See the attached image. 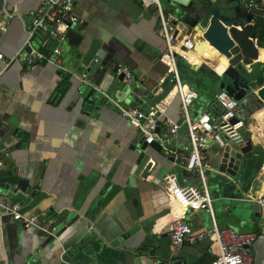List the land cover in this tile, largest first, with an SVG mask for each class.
I'll list each match as a JSON object with an SVG mask.
<instances>
[{"label": "crops", "instance_id": "1", "mask_svg": "<svg viewBox=\"0 0 264 264\" xmlns=\"http://www.w3.org/2000/svg\"><path fill=\"white\" fill-rule=\"evenodd\" d=\"M213 1L191 0L182 6L163 0L160 5L174 17L171 32L194 43L191 66L179 61L182 80L198 93L189 108L191 116L215 105L221 80L236 90L237 117L245 124L252 150L235 180H221L217 166L222 149L215 144L205 148L207 188L217 225L255 231L252 259L264 264V229L255 201L264 190V100L256 93L264 84V7ZM39 2L0 0V21L4 13L12 16L6 30H0L5 59L20 48L46 51L54 44L45 33L34 34L26 44V28ZM73 11L80 22L67 30L60 44L61 68L44 62L5 64L0 59V149L10 153L4 173L27 182L24 191L17 183L4 184L0 195L22 203L25 215L43 212L40 223L45 225L24 227L0 214V264H210L216 254L210 240L173 252L167 235L178 220L195 229L211 223L206 212L180 208L165 190L164 175L173 173L180 183L186 173L179 158L188 143L186 128H179L167 148L145 146L139 130L119 115L118 106L147 108L160 102L167 116L181 119L179 99L158 59L166 43L156 32L155 8L144 9L140 0H76ZM212 16L224 24L230 38L233 28L250 26L256 53L247 57L235 47L228 49V39L216 46L209 40L205 50L201 48L198 33L208 39ZM94 40L103 54L95 52L86 67L81 59ZM236 53L248 63L224 68L218 62L221 56L232 62ZM96 60L99 65L85 84L79 76L86 68L89 73ZM115 63L131 69L130 82L114 72ZM138 146L153 169L146 178L134 175L131 184ZM236 190L239 203L233 208L218 203L219 197Z\"/></svg>", "mask_w": 264, "mask_h": 264}, {"label": "built area", "instance_id": "2", "mask_svg": "<svg viewBox=\"0 0 264 264\" xmlns=\"http://www.w3.org/2000/svg\"><path fill=\"white\" fill-rule=\"evenodd\" d=\"M240 2L249 8L264 7V0H240ZM140 3L144 9L151 6L155 8L158 19L156 32L166 43L158 59L165 66L168 80L172 84L175 96L179 99L178 110L181 119L174 121L167 116L160 102L151 104L147 108L137 105L118 106L119 115L130 126L139 130L144 144L155 145L161 149L170 145L181 126L186 128L188 143L184 151L179 154L186 173L182 175L180 183L173 173L164 175L165 190L180 208L191 212L204 211L211 221L208 228L195 229L187 221L178 220L167 233L172 251L178 252L185 244L192 245L203 240H210L216 247V254L210 264H255L251 250L256 239V232L221 228L216 223L212 197L207 188L206 164L202 154L210 144L221 148L226 145L240 148L246 144L248 139L244 133L245 124L237 117L239 101L229 96L224 90H220L214 95L215 105L207 106L192 117L189 108L198 98V93L182 80L179 61L181 59L190 61L194 43L189 36H180L171 32L174 17L170 13L163 12L159 0H140ZM75 4L76 0H40L26 28L28 39L26 44L34 34L45 33L54 42L51 49L27 52L24 48H20L12 58L5 59L0 54V59L5 64L19 61L25 66H34L38 62H44L61 68L60 44L66 40L67 30L80 22L73 11ZM11 17L7 13L2 15L1 31L6 30V24ZM255 46L257 47L256 42ZM112 68L117 75L123 76L125 82L132 80V72L127 65L115 63ZM79 79L89 84L87 68ZM9 157L10 153L7 150L0 149V175ZM255 201L261 216V227L264 229V190L257 194ZM23 209L22 203L0 195L1 215H10L14 220H19L24 227L45 228L44 223H40L43 212L35 210L25 215ZM47 221L53 223L54 219L50 218Z\"/></svg>", "mask_w": 264, "mask_h": 264}, {"label": "water", "instance_id": "3", "mask_svg": "<svg viewBox=\"0 0 264 264\" xmlns=\"http://www.w3.org/2000/svg\"><path fill=\"white\" fill-rule=\"evenodd\" d=\"M168 1L172 2L173 4L186 6L191 0H168ZM206 1L212 2L213 0H206ZM203 7L206 9L207 6L204 5ZM210 19L211 20L209 22V27L207 28L205 34L209 35L210 42L212 44L216 46L217 44H221L224 40L228 39V43H229L228 49L233 50V48L235 47L237 48V50H241L242 53L247 57H250L256 53V46H255L256 39H254V33L251 32L250 26H245L243 31H238L235 28H233L232 29L233 36L232 38H230L229 36H227V30L224 24L218 18L212 16ZM236 34L239 42L234 40V36ZM98 44L99 42L97 40H94L93 42H91L89 48L84 52L83 57L81 59V62L84 66L87 65L88 59L92 57V55L95 52L97 56H102L103 52L102 50H98L99 49ZM235 44H238V46H234ZM238 55L239 53L235 54L236 57ZM244 61L245 62H243L242 59L234 60L232 62H229L228 66H232V65L234 66L236 63H244V64H246V62L248 63L246 58H244ZM99 62H100L99 60H96L93 67L89 70L88 73L89 76L96 70L97 66L99 65ZM180 62L185 66H191V64L186 60L181 59ZM219 88L224 90L231 97H233L236 92L233 86L222 80L219 82ZM256 93L262 100H264V84H262L260 88L256 90ZM140 142H142V139ZM143 145L146 146V144L144 143ZM221 149H222L221 157L219 160V164L217 166V176L221 180H226V178H233L235 180L237 178V172L241 168L242 163L245 159V154L252 150L250 140H247L246 144L238 149H235L234 147H230L228 145L224 146ZM136 151H137V155L134 160L131 176L129 177L131 184L134 175H138L140 173V176L142 178H146L151 174L153 169L152 162L148 161L149 156L144 151L143 147L141 146L136 147ZM4 171L5 169L3 168L0 175V186L9 183H17L22 191L26 190V186H27L26 180H20L14 175H6ZM236 195H238L237 190L236 192L232 191V194L230 193L227 196L219 197L218 203H220V205L224 207L233 208L237 203H239L238 200L234 198ZM173 264H181V263L179 261H175L173 262Z\"/></svg>", "mask_w": 264, "mask_h": 264}, {"label": "bare ground", "instance_id": "4", "mask_svg": "<svg viewBox=\"0 0 264 264\" xmlns=\"http://www.w3.org/2000/svg\"><path fill=\"white\" fill-rule=\"evenodd\" d=\"M205 36H206V38H208V39H205V40H203L201 37H202V35H201V33L199 32L198 33V41H200V44H201V48L203 47V49L205 50V48L207 47V45H208V41L210 40V37H209V35L207 34H205ZM197 41V42H198ZM208 54H210V53H208ZM214 56H215V54H213ZM192 57V56H191ZM190 57V58H191ZM215 58H218V56H215ZM238 59V57L237 58H235V59H233V60H237ZM217 60V59H216ZM218 62L224 67V68H226L227 66H228V64H229V60L226 58V57H224V56H221L219 59H218Z\"/></svg>", "mask_w": 264, "mask_h": 264}, {"label": "trees", "instance_id": "5", "mask_svg": "<svg viewBox=\"0 0 264 264\" xmlns=\"http://www.w3.org/2000/svg\"><path fill=\"white\" fill-rule=\"evenodd\" d=\"M262 65H263V69H264V62H263V64H262ZM61 88H62V90H64V88H63V87H61ZM60 92H61V91H60ZM160 264H163V263H160Z\"/></svg>", "mask_w": 264, "mask_h": 264}, {"label": "rangeland", "instance_id": "6", "mask_svg": "<svg viewBox=\"0 0 264 264\" xmlns=\"http://www.w3.org/2000/svg\"><path fill=\"white\" fill-rule=\"evenodd\" d=\"M160 1H163V0H160ZM214 2V1H213ZM214 4H215V2H214Z\"/></svg>", "mask_w": 264, "mask_h": 264}]
</instances>
